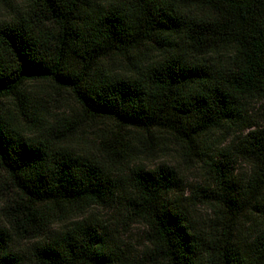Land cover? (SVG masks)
<instances>
[{
    "label": "trees",
    "instance_id": "obj_1",
    "mask_svg": "<svg viewBox=\"0 0 264 264\" xmlns=\"http://www.w3.org/2000/svg\"><path fill=\"white\" fill-rule=\"evenodd\" d=\"M2 2L0 264H264V0Z\"/></svg>",
    "mask_w": 264,
    "mask_h": 264
},
{
    "label": "rangeland",
    "instance_id": "obj_2",
    "mask_svg": "<svg viewBox=\"0 0 264 264\" xmlns=\"http://www.w3.org/2000/svg\"><path fill=\"white\" fill-rule=\"evenodd\" d=\"M7 6L3 4L2 0H0V15L4 13L7 10ZM165 162V160H161V162ZM160 161H157L155 164H151L149 167L150 169H153L155 166L159 164ZM177 162V159L170 156L168 157V160L165 162L168 165H173ZM181 170V176L183 177L185 191H184V198L188 197L190 195V190L195 188H206V185L204 183L203 176H200L198 172L194 170H189L185 167L180 168ZM234 174L237 175L239 178H242L243 176H246L248 174V169L241 165L237 164L234 166ZM184 202L186 203V199H184ZM192 215L194 216V219L200 222H204L210 218V211L202 206H195L191 207ZM116 225V223H115ZM115 243L119 245L121 248H125V251H130L132 256H135L139 253L140 248L142 247L143 241H144V234L145 231L142 227L133 225L128 230H119L117 226H115Z\"/></svg>",
    "mask_w": 264,
    "mask_h": 264
}]
</instances>
